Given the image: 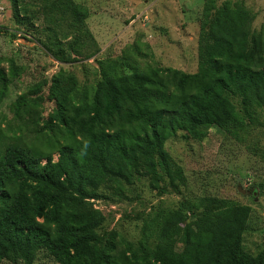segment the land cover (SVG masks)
I'll return each mask as SVG.
<instances>
[{
  "label": "trees",
  "instance_id": "trees-1",
  "mask_svg": "<svg viewBox=\"0 0 264 264\" xmlns=\"http://www.w3.org/2000/svg\"><path fill=\"white\" fill-rule=\"evenodd\" d=\"M9 1L17 26L42 20L41 47L60 63L95 55L84 54L87 41L95 44L85 5ZM252 21L242 3L204 0L194 73L147 62L150 47L134 43L97 59L89 87L72 73L53 75L47 99L54 106L45 119L39 85L19 94L13 119L50 135L51 150L17 141L0 147V262L33 264L44 251L57 264H264V247L255 255L242 247L248 205L200 197L160 207L131 242L114 230L101 236L105 216L92 204L119 196L123 183L139 177L153 189L165 177L177 190L182 175L165 149L170 137L183 131L201 140L217 127L240 138L264 111V39ZM17 74L13 62L8 73L0 69V103Z\"/></svg>",
  "mask_w": 264,
  "mask_h": 264
},
{
  "label": "rangeland",
  "instance_id": "rangeland-1",
  "mask_svg": "<svg viewBox=\"0 0 264 264\" xmlns=\"http://www.w3.org/2000/svg\"><path fill=\"white\" fill-rule=\"evenodd\" d=\"M74 1L89 10L86 25L95 44L87 41L89 48L84 54L95 55L64 64L41 47L42 20L34 19L33 27L17 26L10 1L0 0V69L8 73L11 62L18 68L0 103V147L17 141L51 150L49 146L46 148L50 135L40 134L36 126L16 122L10 104L19 94L39 85V94L45 99L41 117L45 119L54 106L47 99L50 79L60 70L72 73L80 85L89 87L98 78L97 59L119 56L134 43L150 47L148 51L154 57L147 58V62L186 73L197 70V40L204 0ZM229 1L242 3L252 13L251 29L264 39V0ZM231 100L239 109V99L231 97ZM165 149L182 175L177 190L165 177L159 181L161 189H153L147 177H139L131 184L123 183L119 196L92 200L93 206L105 216L99 234L105 236L114 230L136 242L143 223L156 209L176 208L184 201L200 197H216L250 207L242 247L253 255L258 253L264 247V111L257 112L256 119L240 138L228 136L217 127L209 128L201 140L178 131L165 142ZM53 158L56 159L55 153ZM0 264L13 263L2 260ZM33 264L57 263L46 252L39 251Z\"/></svg>",
  "mask_w": 264,
  "mask_h": 264
}]
</instances>
